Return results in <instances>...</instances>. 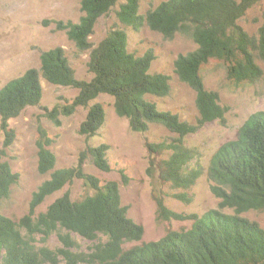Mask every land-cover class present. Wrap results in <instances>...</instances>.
<instances>
[{
    "label": "trees",
    "instance_id": "trees-1",
    "mask_svg": "<svg viewBox=\"0 0 264 264\" xmlns=\"http://www.w3.org/2000/svg\"><path fill=\"white\" fill-rule=\"evenodd\" d=\"M140 0H80L81 16L77 22L56 21L77 49L88 50L86 67L89 80L77 79L63 50L54 47L41 51L39 66L26 69L0 87V198L9 195L18 179L7 161L1 160L4 148L15 136L8 120L25 107L37 105L42 96L41 78L46 82L77 89L76 95L44 115L55 125L58 115H69L78 106L87 107L78 133L91 137L104 122V108L91 103L99 94L113 98L115 113L127 119L133 131L145 132L149 123H158L175 134L171 142H146L148 154L169 151L156 165L159 175L171 188L187 189L199 171L189 168L192 155L183 138L204 122L221 119L224 109L218 93L204 87L201 68L214 59L224 66L225 76L235 84L253 83L261 76L256 58L264 59V11L257 37L250 36L239 24L247 9L263 0H163L139 13ZM115 5L119 22L134 30L147 26L170 39L183 34L196 47L178 54L173 72L195 91L198 111L196 124L180 120L168 110H160L147 98L162 97L169 92V76L150 73L154 59L151 49L135 55L127 48L126 33L109 29L95 45L89 41L97 19ZM37 170L49 173L32 193L25 214L14 220L0 213V264H264V228L241 216L248 210H264V111L250 114L237 129L234 138L221 143L211 155L207 172L214 184L213 193L220 199L218 207L202 214L177 213L156 198L157 217L162 220H190L188 228L168 230L157 240L141 242L127 248L123 244L139 241L143 227L127 216V206L120 203L119 184L115 180L100 183L99 178L83 169L86 157L99 170L110 171L106 156L109 145H86L77 162L69 167L54 168L53 142L46 130L38 126ZM122 183L126 175L118 170ZM80 179L92 194L72 200L68 191L50 202L44 211L35 212L43 199L64 185ZM174 198L188 201L186 193ZM228 208L231 212H225ZM55 234L60 246L51 249L36 244ZM71 234L88 240L86 251L77 250Z\"/></svg>",
    "mask_w": 264,
    "mask_h": 264
},
{
    "label": "rangeland",
    "instance_id": "rangeland-1",
    "mask_svg": "<svg viewBox=\"0 0 264 264\" xmlns=\"http://www.w3.org/2000/svg\"><path fill=\"white\" fill-rule=\"evenodd\" d=\"M161 1L163 0H140L139 13H145ZM117 8L115 5L107 14L97 19L89 41L95 45L109 29L119 28L126 33L127 48L135 55L151 49L155 57L149 72L167 74L170 89L165 96L147 98L154 101L158 109L168 110L180 120L196 124L198 111L195 106V91L181 82L173 72V60L176 56L193 50L196 44L183 34L176 33L172 38L166 39L145 25L138 30L125 26L115 15ZM263 11L264 0L247 9L238 19V24L254 38L257 37ZM80 16V0H0V87L26 69L37 68L40 52L54 47L63 50L75 78L89 80L91 73L86 67L88 50L77 49L65 32L56 27V21L77 22ZM256 62L262 71L260 78L253 83L240 84L226 78L224 66L217 60L211 59L202 66L200 73L204 87L218 93V103L224 113L221 119L204 122L195 132L183 138L184 147L192 155L188 167L199 171L194 184L187 189L171 188L159 175L156 163L159 159L166 158L169 151L150 155L145 146L146 142H171L175 138L174 133L158 123H149L145 132L131 130L127 119L115 113L113 98L105 93L99 94L91 102H98L104 108V122L95 135L85 137L78 133L87 107L78 106L69 115H58L60 123L55 125L44 114L54 106L68 103L76 95L77 89L53 85L41 78L42 96L39 103L25 107L16 117L8 120L15 136L12 143L4 148L1 160L8 162L11 171L18 174V179L11 185L9 195L0 198V213L14 220L18 219L27 212L32 193L41 182L49 178V173L41 174L37 170V127L41 126L53 139L50 150L55 156L54 168L74 165L87 144L109 145L106 156L110 171L97 169L89 157L84 160L83 169L99 178L100 183L117 181L120 203L127 206V216L142 225L141 239L124 243V248L157 240L168 230L188 228L190 220L158 219L156 198H161L168 209L177 213L200 215L208 209L218 207L220 199L211 189L214 182L208 175L207 167L216 148L224 141L234 138L237 129L250 114L264 111V59L256 58ZM3 138L0 126V148ZM119 169L125 173L126 183H122ZM65 191H68L72 200H79L93 193L80 179H73L60 190L46 196L35 208V212L44 211L50 202ZM179 192L186 193L189 200L183 201L172 196ZM223 210L231 212L228 208ZM240 215L256 221L264 228V210L251 209ZM71 236L76 242L77 250L86 251L91 244L78 235ZM36 239L39 246L51 249L60 246L55 234L45 241L39 235Z\"/></svg>",
    "mask_w": 264,
    "mask_h": 264
}]
</instances>
